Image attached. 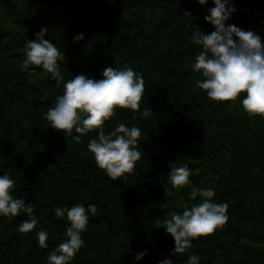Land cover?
<instances>
[{"label": "trees", "instance_id": "1", "mask_svg": "<svg viewBox=\"0 0 264 264\" xmlns=\"http://www.w3.org/2000/svg\"><path fill=\"white\" fill-rule=\"evenodd\" d=\"M233 2L237 11L226 23L264 38V0ZM212 6V0H0V174L16 181L14 197L28 193L39 221L20 233L25 213L0 216V264H47L67 238L66 218L53 209L76 203H94L97 211L69 264H158L165 258L186 264L192 253L199 264H264V116L244 111L243 92L236 100L210 99L196 89L203 77L190 67L201 50L193 33L215 30L204 19ZM185 10L192 15L184 16ZM43 26L50 29L45 39L66 53L65 80L81 72L100 79L109 65L143 75L140 110L117 106L104 125L106 133L119 123L141 129V157L131 173L113 180L96 166L87 144L98 129L65 134L45 119L63 81L57 85L39 66L20 69L24 42ZM81 32L84 39L73 42ZM144 108L152 112L141 118ZM170 161L188 164L190 184L172 187ZM193 186L214 188V201L228 205V220L173 255L163 220L200 202L199 195L189 198ZM40 228L49 234L44 249L36 238Z\"/></svg>", "mask_w": 264, "mask_h": 264}, {"label": "clouds", "instance_id": "2", "mask_svg": "<svg viewBox=\"0 0 264 264\" xmlns=\"http://www.w3.org/2000/svg\"><path fill=\"white\" fill-rule=\"evenodd\" d=\"M201 5L208 0H198ZM214 6L209 7L204 19L215 26V30L205 34L197 30L192 35V42L201 50L196 54L190 67L194 72L202 74L203 79L196 80V89L206 90L207 96L216 101L236 100L240 93H246L240 101L244 111L250 115L264 116V38L255 30H243L235 24H227L231 15L237 11L233 0H212ZM184 16L190 17L185 10ZM50 31L43 26L34 33V40H26L23 44V60L21 71H35L31 66H39L49 73L57 85L63 81V93L56 96L54 106L49 107L44 117L50 126L63 130L65 134H86L98 129L97 136L89 140L87 149L94 156L96 166L113 180L131 173L141 157L137 147L141 129L135 125L129 127L124 123L117 124L107 133L105 121L114 115L115 108L140 110V101L145 89L143 75L131 67L123 69L106 66L100 79L79 73L65 80L62 65L67 56L64 50L49 39H45ZM84 39V33L73 36V42ZM194 89V90H196ZM151 108H144L141 118L151 115ZM79 141V136H73ZM170 171L167 178L173 188L190 184L191 169L188 164L177 166L169 162ZM16 181L8 172L0 174V216H17L23 212L27 219L18 226L17 231L27 233L39 223L33 210L31 200L26 202L25 192L22 197H14L12 191ZM200 202L185 206L182 212L173 211L170 218L164 219L162 226L174 239L172 254L184 253L193 246V238L206 236L222 227L228 220L226 203L214 201V188H198L193 186L190 199L197 196ZM55 215L66 218L65 236L48 255L47 264H69L77 252L85 244L82 233L86 230L90 215L97 211L94 203H76L71 207L57 206ZM161 226V224H157ZM38 246L48 247L49 234L44 228L36 232ZM144 251L135 254L139 261ZM158 264H173L171 258L158 261ZM186 264H199V257L192 253Z\"/></svg>", "mask_w": 264, "mask_h": 264}, {"label": "rangeland", "instance_id": "3", "mask_svg": "<svg viewBox=\"0 0 264 264\" xmlns=\"http://www.w3.org/2000/svg\"><path fill=\"white\" fill-rule=\"evenodd\" d=\"M63 7H64V5H62V4L59 6V8H63ZM52 13H54V9H51L50 11H47L46 14L49 15V14H52Z\"/></svg>", "mask_w": 264, "mask_h": 264}]
</instances>
